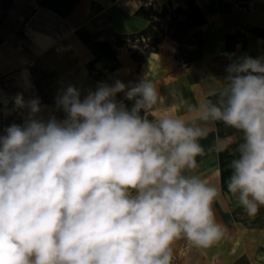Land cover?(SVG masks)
<instances>
[{
	"label": "clouds",
	"instance_id": "obj_1",
	"mask_svg": "<svg viewBox=\"0 0 264 264\" xmlns=\"http://www.w3.org/2000/svg\"><path fill=\"white\" fill-rule=\"evenodd\" d=\"M225 55L232 62L226 86L209 94L216 99L191 103L169 91L185 115L147 73L127 85L101 82L83 99L69 85L56 98L63 120H45L39 98L18 94L27 117L0 135V264H173L178 240L198 250L218 244L221 190L190 174L208 122L242 133L227 189L255 217L264 207V57Z\"/></svg>",
	"mask_w": 264,
	"mask_h": 264
},
{
	"label": "crops",
	"instance_id": "obj_2",
	"mask_svg": "<svg viewBox=\"0 0 264 264\" xmlns=\"http://www.w3.org/2000/svg\"><path fill=\"white\" fill-rule=\"evenodd\" d=\"M188 1L0 0V80L11 99L8 107L0 106V135L27 117L26 109L15 106L18 94L25 101L39 98L45 120H63L66 114L57 108L56 98L69 85L80 90L83 99L101 82L111 85L119 79L127 85L147 73L174 114L185 115L169 95L172 89L191 103L216 99L209 94L226 86L225 68L232 62L226 53L235 54L232 59L264 57V0H192L205 22L199 27L201 58L190 64L175 59L178 43L168 36L141 63L131 56L134 45H116L113 39L115 34L140 32L151 19L165 23L173 8H185ZM141 6L149 17L138 14ZM117 99L131 109L133 102L125 100L124 93ZM205 126L208 135L200 141L205 154L197 157V168L190 174L221 190L213 207L225 236L207 250L178 240L173 264H264V207L250 218L227 189L228 165L242 133L221 122ZM220 143L228 144L227 150L215 151Z\"/></svg>",
	"mask_w": 264,
	"mask_h": 264
},
{
	"label": "trees",
	"instance_id": "obj_3",
	"mask_svg": "<svg viewBox=\"0 0 264 264\" xmlns=\"http://www.w3.org/2000/svg\"><path fill=\"white\" fill-rule=\"evenodd\" d=\"M138 14L149 17L148 10H145L144 6L139 8ZM204 22L202 11L194 1L190 0L185 8H173L165 23L151 19L140 32L129 35L115 34L113 39L116 45H123L126 41L134 45L136 48L132 49L131 56L137 63H141L149 53L156 51L160 41L168 36L178 43L175 59L180 64H190L201 58L202 33L199 27ZM191 37H196L195 43H190ZM188 46L193 48L189 49Z\"/></svg>",
	"mask_w": 264,
	"mask_h": 264
},
{
	"label": "built area",
	"instance_id": "obj_4",
	"mask_svg": "<svg viewBox=\"0 0 264 264\" xmlns=\"http://www.w3.org/2000/svg\"><path fill=\"white\" fill-rule=\"evenodd\" d=\"M11 103V99L7 94L4 83L0 80V106L8 107Z\"/></svg>",
	"mask_w": 264,
	"mask_h": 264
},
{
	"label": "rangeland",
	"instance_id": "obj_5",
	"mask_svg": "<svg viewBox=\"0 0 264 264\" xmlns=\"http://www.w3.org/2000/svg\"><path fill=\"white\" fill-rule=\"evenodd\" d=\"M196 30V29H195ZM196 37H191L190 39H189V41H190V43H195L196 42ZM194 47H195V44H194Z\"/></svg>",
	"mask_w": 264,
	"mask_h": 264
},
{
	"label": "bare ground",
	"instance_id": "obj_6",
	"mask_svg": "<svg viewBox=\"0 0 264 264\" xmlns=\"http://www.w3.org/2000/svg\"><path fill=\"white\" fill-rule=\"evenodd\" d=\"M8 94V93H7Z\"/></svg>",
	"mask_w": 264,
	"mask_h": 264
}]
</instances>
